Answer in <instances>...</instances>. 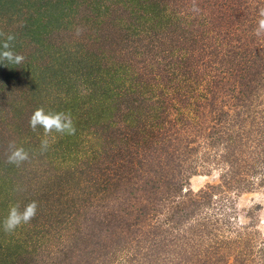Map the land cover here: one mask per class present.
I'll use <instances>...</instances> for the list:
<instances>
[{
  "label": "rangeland",
  "instance_id": "374dc122",
  "mask_svg": "<svg viewBox=\"0 0 264 264\" xmlns=\"http://www.w3.org/2000/svg\"><path fill=\"white\" fill-rule=\"evenodd\" d=\"M262 7L0 0V51L11 35L24 57L0 62V264H128L137 209L176 237L164 264H264ZM126 78L137 93L117 95ZM38 108L70 114L75 134L33 131ZM10 145L29 159L9 164ZM32 201L35 218L5 233Z\"/></svg>",
  "mask_w": 264,
  "mask_h": 264
},
{
  "label": "clouds",
  "instance_id": "9594fccd",
  "mask_svg": "<svg viewBox=\"0 0 264 264\" xmlns=\"http://www.w3.org/2000/svg\"><path fill=\"white\" fill-rule=\"evenodd\" d=\"M258 20L254 29V34L257 37L264 36V7L258 11ZM14 40V37L9 35L7 40L3 43L4 51H0V62L7 61L10 64L19 65L23 62L24 57L16 54L10 50V41ZM29 125L33 131L37 127H42L45 135L51 134L53 131L60 133L61 135H74L76 128L74 126L72 117L68 113H45L44 108H38L31 115ZM48 141H42V148L47 149ZM13 150L8 155V163L19 166L21 163L29 159V154L23 148H15L10 145ZM38 205L35 201H32L24 206L21 211L18 205L12 206L9 209L8 215L3 221V230L5 233H12L18 227L28 224L37 214Z\"/></svg>",
  "mask_w": 264,
  "mask_h": 264
},
{
  "label": "trees",
  "instance_id": "16d2710c",
  "mask_svg": "<svg viewBox=\"0 0 264 264\" xmlns=\"http://www.w3.org/2000/svg\"><path fill=\"white\" fill-rule=\"evenodd\" d=\"M126 80L129 82L130 86L132 85V87L128 86V87H124V88L120 87L121 88L120 90L116 89V91L119 93L117 95L130 96V95H134L137 93L140 85L137 83H134V81L132 79L126 78ZM137 95L140 97L141 101H145L143 96H141L139 94H137ZM141 101H140V103H141ZM151 103L153 105L152 101H151ZM139 105L135 100L133 102H130V107L131 108L136 107L137 111L140 110V108H144L141 104H139ZM124 113H127L130 115V113L127 111H124ZM136 114H137L136 111L132 112L131 115L127 118V120L124 119L123 123L124 124L128 123L134 128V125L132 124V122L130 120H131V117L135 116ZM143 190H144V188H140L139 191L146 193V191H143ZM139 194L140 193L137 191V195H138L137 198L144 200L145 204H149L148 199H151V197L150 196L148 197V194H141V195H139ZM129 200H130V197H129ZM141 200H138L136 202V206L130 207V211H135L137 209L138 205L140 204ZM158 202H160V201H158ZM158 211H159L161 216H163L164 214L165 215L168 214V217L172 218V219L175 216L174 212H172L171 215L169 214L170 211L168 210V208H166V209L164 207H163V209L159 208ZM136 212H134L133 214L128 216V219L129 218L131 219L130 222L135 224V226L132 225V227H135V229L131 230V231H133L132 237H131L132 242H129V246L126 249V251L131 254V258H130L128 264H147L149 262V260H153V259H155L158 264H160V263L164 264L163 262L166 260L165 257H166V255H168L167 252L165 251L166 248H168L167 243H169V244L174 243L175 244L176 243V237L173 235L172 232L169 231L170 226H167V223L165 225L163 224L162 227H159V226L156 227V225L153 222V220L156 219V217H157L156 214H153V215L148 214L147 216H143L144 213H142V211L140 209H137ZM150 215H152V216H150ZM164 226H166V227L164 228ZM132 227H130V228H132ZM162 228H164V229L161 232ZM163 248H165V250H162ZM163 251L166 252V255L164 258H163ZM154 253H156V254H154ZM227 264H228V262H227Z\"/></svg>",
  "mask_w": 264,
  "mask_h": 264
}]
</instances>
